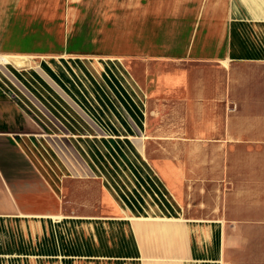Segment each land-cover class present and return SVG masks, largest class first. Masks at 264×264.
<instances>
[{
	"label": "crops",
	"instance_id": "obj_1",
	"mask_svg": "<svg viewBox=\"0 0 264 264\" xmlns=\"http://www.w3.org/2000/svg\"><path fill=\"white\" fill-rule=\"evenodd\" d=\"M10 59L57 111L102 106L61 70L114 66L126 116L55 131L0 69V264H264V0H0Z\"/></svg>",
	"mask_w": 264,
	"mask_h": 264
},
{
	"label": "rangeland",
	"instance_id": "obj_2",
	"mask_svg": "<svg viewBox=\"0 0 264 264\" xmlns=\"http://www.w3.org/2000/svg\"><path fill=\"white\" fill-rule=\"evenodd\" d=\"M9 60L8 63H0V69L4 71V75H2L5 82L10 85L13 89L17 91V100L24 101L23 103L18 102L20 104H23V107H20L25 114L28 116L33 117H40L43 119L48 126H50L55 131H58L57 127L60 125L59 121L65 119H69L70 121H79V118H81V121L83 119H89L90 121L93 120L91 117L96 116V118H101L104 121H109V116H113L115 114L118 115L119 118L124 119L126 116V108L124 105V95L122 94L124 92L123 85L125 84V77L122 75V73L118 72L117 76H115L114 72V66L112 69L110 68V65H106L103 63L102 65H99L98 63H89L87 66L86 75H83V72H75L69 69V66L66 64L65 67L71 72L68 73L66 70H61L64 72L66 77L68 78V83H72L73 87L77 90L84 89V84L89 85L91 87L92 92L88 95L91 99H94L93 95L95 94L100 100H101V107H83L82 105H77V103L73 102L65 93L64 91L60 90L59 92L61 95L67 98L68 102L71 104H66V106L59 107L58 111L55 107H52L48 102L41 101L37 94L34 92V88L32 87H38L36 84H40V79L42 78L38 74V70H41L43 67L42 64L37 60ZM90 68V70H88ZM42 71V70H41ZM77 73V74H76ZM39 75V76H38ZM45 78V77H44ZM62 78V77H60ZM49 82H52L54 85L56 84L54 81L46 77ZM44 80V79H43ZM55 80H58L55 77ZM59 81V80H58ZM61 81V80H60ZM67 82V81H66ZM84 83V84H83ZM123 84V85H122ZM79 86V87H78ZM17 87V88H16ZM59 88V87H58ZM37 89V88H36ZM39 89V88H38ZM122 91V93L120 91ZM11 93V91H10ZM118 96V97H117ZM118 98V102L116 101ZM21 99V100H20ZM76 101V97H75ZM115 102L116 107H114ZM25 103V104H24ZM67 103V102H66ZM74 119V120H73ZM103 127L99 128L95 133L99 134V137L97 139H88L87 143L84 145L86 146L87 150H89L91 157L97 162L102 163L108 168V164L111 162H115L113 158L111 157V153H115L116 144L118 142L119 148H124V141L115 139H111L110 132H111V126L109 122H104ZM45 126V125H43ZM85 126V125H84ZM108 137L107 139L103 137ZM102 139V140H99ZM80 142H82L79 139ZM83 143V142H82ZM71 144H69L70 146ZM65 149L64 147L61 146ZM72 147V146H71ZM117 149L120 155H124V149L123 151ZM90 150H94L96 152V155L98 156V159L91 153ZM111 152V153H110ZM73 158V157H72ZM103 171L106 175L109 174V172H105V168L103 167Z\"/></svg>",
	"mask_w": 264,
	"mask_h": 264
}]
</instances>
